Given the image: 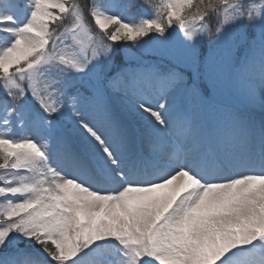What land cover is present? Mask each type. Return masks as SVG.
<instances>
[{
	"label": "snow or ice",
	"instance_id": "obj_1",
	"mask_svg": "<svg viewBox=\"0 0 264 264\" xmlns=\"http://www.w3.org/2000/svg\"><path fill=\"white\" fill-rule=\"evenodd\" d=\"M0 264H264V0H0Z\"/></svg>",
	"mask_w": 264,
	"mask_h": 264
}]
</instances>
